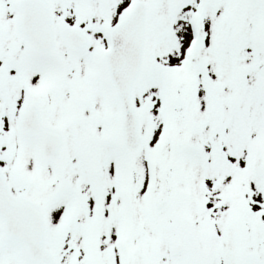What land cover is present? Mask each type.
Instances as JSON below:
<instances>
[{"label":"snow or ice","instance_id":"snow-or-ice-1","mask_svg":"<svg viewBox=\"0 0 264 264\" xmlns=\"http://www.w3.org/2000/svg\"><path fill=\"white\" fill-rule=\"evenodd\" d=\"M0 264H264V0H0Z\"/></svg>","mask_w":264,"mask_h":264}]
</instances>
